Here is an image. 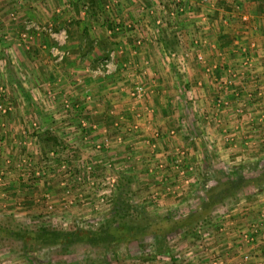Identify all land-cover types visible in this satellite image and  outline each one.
<instances>
[{
    "label": "crops",
    "instance_id": "0c3cea01",
    "mask_svg": "<svg viewBox=\"0 0 264 264\" xmlns=\"http://www.w3.org/2000/svg\"><path fill=\"white\" fill-rule=\"evenodd\" d=\"M179 1L190 12L178 14L181 19L177 28L181 36L171 42L172 35L166 28L146 26L144 21L163 12L159 8H167L164 3L167 0H0V36L8 35L5 40L0 38V105L6 108V112L0 114L2 143L7 140L5 145L16 146L28 140L29 130L34 128L48 129L56 142L64 143L61 140L63 134L69 141L76 137L71 132L68 134L69 127L83 126L74 160L91 162L104 158L111 161L119 178L131 179V191L138 189L141 195L147 194L143 199L150 197L159 203L158 208L154 204L157 209L168 207V210L179 208L185 200L179 195H173L177 199L163 198L170 193L167 186L178 182L174 187L181 188L191 181L188 177L193 179L189 174L194 173L188 171L196 170V163L192 161L204 155L205 146H219L221 156L230 155L234 160L245 161L242 144L250 147L258 143L255 139L259 134L264 136V106L247 100L251 94L258 101L259 91L263 89L260 80L264 70V0ZM12 12L16 17L20 16V20L10 22L8 14ZM121 16L132 25L128 30L118 32L116 25H120ZM203 17L212 24L211 27L202 20ZM28 18L55 29L64 28L67 32L65 48L69 56L57 66L52 65L44 54L39 58L38 51H31L35 56L24 53L17 35L21 19ZM139 38L143 41L142 49L134 54ZM192 38L200 42L197 48L203 53L206 65L219 71L215 70L209 77L202 73V67L195 60V50L189 52ZM47 40L43 36L38 39L40 43ZM167 41L171 42V49L167 48ZM114 48L121 52L119 63L127 67L119 69L110 78L94 77L92 70L106 52ZM182 52L189 53L184 56L185 60L182 57L184 67L178 65L179 60L171 58V53L182 55ZM246 58L251 60L250 67L240 68V62L236 63L239 72L234 70L233 83L225 85L226 78L220 76L225 75L223 71ZM20 61L25 66L31 65V71L17 69ZM177 67L180 73H176ZM50 68L53 70L45 79L43 72ZM216 71L221 79L217 83L213 80L217 77ZM132 83H142L147 88L149 93L144 103L129 98L127 93ZM47 97L60 106L38 103ZM79 107L81 113L75 117ZM95 126L97 130H93ZM195 131L198 134L191 136ZM155 132L160 136L157 141L152 140ZM41 135L33 137L36 143L45 142V139V143H50L46 138L48 135ZM224 142L229 146L231 142L233 144L226 153L222 152L226 146ZM7 151L2 154V161L6 158L12 161L14 150ZM20 152L16 160L21 155V158H35L30 156L32 151L22 149ZM178 152L189 162V166L183 167L186 172L183 176L172 167ZM1 170L4 172L2 189H6L8 198L0 201V205L10 206L7 215L15 209L26 213L27 210H44L45 192L50 194L47 197L53 204L59 203L62 206L59 209L66 212L69 204L60 203L62 198L55 194V190L61 192L59 185L52 184L51 187L48 183L38 182L40 179L26 178V173L15 168ZM16 195L21 197L15 201ZM188 196L186 202L190 200ZM14 202L19 206H14ZM219 232L212 234V250L225 253L226 233ZM193 251L196 258L193 257L194 261L189 264H203L208 254L203 253L202 258V252L191 250L192 255ZM237 253L235 246L226 255V264H242ZM166 254L158 258H166ZM186 254L187 251L182 257ZM76 258L72 263L56 264H93L91 261L95 259L90 256L88 262L89 258L81 262L80 256ZM251 258L248 264L263 259L256 253H252ZM95 264L114 263L107 260Z\"/></svg>",
    "mask_w": 264,
    "mask_h": 264
},
{
    "label": "rangeland",
    "instance_id": "374dc122",
    "mask_svg": "<svg viewBox=\"0 0 264 264\" xmlns=\"http://www.w3.org/2000/svg\"><path fill=\"white\" fill-rule=\"evenodd\" d=\"M113 3H115V2H113ZM164 3L167 5V8H165V12H160V14H157V15L153 14L150 17V19L146 18V20H148V21H146V20H144V21L146 23V26L148 24H150L154 28L155 27L161 28V29L166 28L167 32L170 35H172V37L170 36V39H169L172 42V40L174 41L176 38H178V35H179V37L181 36L178 33V31H180V30L177 28L179 20L181 19V16H179L178 14H176V15L173 14L174 16L169 15V12H170L169 9L173 6V4H175V6H180V4H182V2L179 0H167V2H164ZM159 9L162 10L161 6ZM121 17H120L121 21L119 22L120 25H116V30L118 32L122 31V29L128 30V29H130V27L132 25L131 21L127 22L128 20L126 18H124L125 16H121ZM19 18H20V16L16 17V14H14V12L8 14V19L11 20L10 22H12L14 20H20ZM128 19H129V17H128ZM24 20H33V19H29V18L28 19H21V21H20L21 29L19 30L17 36H18L20 46L25 50L24 53H26V54L29 53L32 56H35L34 52H31V51L32 50L38 51L37 54H39V56H40V57L38 56L39 58H41L42 54H44L45 58H47V60H49L52 65H56V66H57V63L62 62L63 60H65L69 56V52L65 48L66 42L68 39V35H67L66 31H65L66 41H65V44L62 46V48L66 51V54L62 60L56 61V64H55V63H53L55 59L52 58V56L49 54L48 50L50 49V47L56 45V41L52 37H50L47 33H44V32H41V33L38 32L36 34L30 33L29 34L31 36L30 40L22 39L20 37V35L23 32L22 22ZM139 20H141V19L139 18ZM158 20H159V25L157 26L156 22ZM33 21H36V20H33ZM38 24H41V23L38 22ZM43 26L51 27L55 32H58L60 30H65L64 28L55 29L52 25H47V23H45V25H43ZM56 35H58V34H56ZM40 36L47 38L48 39L47 42L46 43H43V42L40 43L38 41V39L41 38ZM1 37L5 40V37L8 38V35L7 34L1 35L0 38ZM57 37L59 38V36H57ZM142 38H139L138 40H136L135 48L133 47L134 48V50H133L134 54L136 52H138L140 49H142V47H141L143 45V41L141 40ZM137 41H141L142 45L140 46L139 44H137ZM176 41L177 40H175V42ZM35 44H36L37 48L32 47ZM191 45L192 46H191V49L189 50V52H191V51L194 52V50H195V52L202 54L203 60L201 62H198V64L202 67V70H203L202 73L208 77L210 75H213L214 71L218 70V68L215 69L216 67H213L212 71L210 73L206 74L204 71V67L207 66L206 65L207 61H206L203 53H201L197 47H194L192 42H191ZM111 51H114L116 54L115 60H117V62L119 64L117 67V70L115 72H113L112 74H107V75L99 74V75L94 76V77L110 78V76L117 73L119 71V69L124 70L127 67L126 64H120L119 63L118 60H119V55L121 54V52L118 49L114 48V49L108 50L106 52L105 56L108 55V53ZM188 54L189 53H186V52H182V55H180V53L179 54L171 53V58L174 60L175 59L179 60L178 65L180 66V64H181L182 67H184L182 57H183V60H185L184 56H186ZM167 56H169V55L167 54ZM195 60H196V58H195ZM242 62H243V60H238V62H235V64L232 65V67H234L235 69L230 67L226 71H223V72H226L225 75H220V76H223L226 78L224 81L229 79V74H231L232 72H235L237 70L238 67H235V66H238V65L236 63H239L240 65H242V66H240V68L244 67ZM29 67H31V65L28 64V66H25V64L23 62H21V65H17V69L21 68L22 71H25V69H26L28 72H30L31 69ZM51 67L53 68V66H51ZM52 68H50L49 70H47V69L44 70L43 73L45 74V79H47L49 72L51 70H53ZM218 71L215 72V75L217 76L216 81L213 79L215 83H217L221 80L219 78L220 76L218 77V74H219ZM223 72H220V73H223ZM237 72H239V71L237 70ZM13 73H14V71H13ZM176 73H180L178 71V67L176 69ZM213 78H215V77H213ZM260 81L263 83L264 80H260ZM29 83L31 84L30 81H29ZM135 84H137V83H135ZM132 85L134 86V83H132L131 86ZM142 85H144V84H142ZM33 88L35 89V86ZM129 89H131V87ZM2 90H3V88H2ZM148 93L149 92L146 88V94H145L144 98H142L140 100H136L135 98L131 97L130 92H128L127 94L132 101L134 100V102H139L140 104H142L145 102V99L147 98ZM37 100H38V98H37ZM37 100H35V102ZM50 100H51V98H48V97H47V99L41 98L40 100H38V103L41 106H43V104H44V106L45 105L48 106L50 104H51V106H56V107L60 106L59 104H54L55 100L52 102ZM260 100L261 99H258V101L251 100V104L254 102H257L260 104L261 103ZM1 107L5 108L3 106H1ZM79 109H81V108L79 107L77 109V111L75 113V117L78 115V113L79 114L81 113V111H78ZM0 114H1V112H0ZM89 124H92V123H89ZM97 129L98 128L96 126L93 127V130H97ZM67 130H68L67 131L68 134H69V132H71V134L76 136V137H73L71 139V141L67 140V136L63 134L62 136L64 138L61 140L64 143L46 144L45 142L40 141L41 143L39 142V144H38V143H36V139H34L33 137L37 138L41 134L42 135L43 134L48 135L46 138H49L50 136L53 137V136L49 133L50 131L48 129H42L41 130V129H35L34 128L32 130H29V135L27 136L28 140L25 139L24 142L22 141L20 144H17L16 145L17 148H16V146L5 145L7 140L4 143H2L3 142V138H2L3 135H1V134H3V133L0 130V143H2V144H0V153H1L0 154V168H4V167L15 168V170H18V172L22 171V172L26 173L27 174V176L25 175L26 178L27 177L33 178V179L37 178V179H40V181L38 180V182H41L42 184H43V182H45V183H48L50 186L52 184H54L53 186L59 185L61 192H59L58 190H55L56 197L59 199L62 198L60 203H62V201H64L65 203L69 204V206L67 208H65L67 210L64 213L63 209H61V210L59 209V208H62V206L59 205V203L53 204L50 201V199L48 198L49 204L52 207V209L50 211L47 209V207L45 205V199H43L44 200L43 201L44 210H39V209L38 210H36V209L30 210V211L27 210V213H26L24 210L15 209L14 211H11V210H10V212L8 211L9 216L6 213H7V210L10 209V206L7 207V205H6V207H1L2 206V204H1L0 205V219H6L7 217H9V218H12L17 223L24 224L28 227L48 226V227H52V228H59L62 230H69V229L73 228L74 226H77L78 224H82L83 222H87V221L99 223L105 217L108 216L109 211L111 210L110 199L114 195L120 181L122 179L126 178V176H122L121 180L119 181L118 173L115 172L116 171L115 166L109 160H108V162H110L112 164L113 169H111L107 172L104 165H103L105 163V161H103L104 158H99V159H97L95 161H91V162L90 161L83 162V161L74 160L73 156H75L76 155L75 152H77L79 150V147L77 145L80 142V135L83 133L84 129H83V126L80 127L79 125H76V126L72 125ZM76 133H78L79 135L77 136ZM185 133H187L188 135L190 134V132H188V131H185ZM194 133L196 135L198 134L196 131L191 132V136H193ZM154 134L155 135L152 137V140L157 141L160 137L159 133L155 132ZM259 135L262 136L263 138L261 139L259 136L257 139H255V141L258 142L255 145L248 147V144L247 145L242 144L241 147H242V149H244V151L242 149L241 150L243 152V155H245V156H243L245 158V161L240 160V159L234 160V158H232L230 155H227V156L222 155L221 156L220 154H218V152L221 153V150L219 151V149H220L219 146H215V147H212L211 145L205 146L203 149L204 155L202 157L200 155V157H201V158L199 157L200 159H193V161H192V162L196 163V165H195L196 170L193 169L192 171H188V173L189 172L194 173V175L189 174L190 176L193 177V179H191V177H188L191 181L187 185L182 186L181 188L174 187L178 184V182L171 183V184H169L170 186H167V187H170V193L167 194L166 196H164L163 198L173 197V195L174 196L175 195L181 196L183 198V200H185V202L179 208H172L171 210H168V207H167V209H157L159 207V203L154 201V199H152L150 197L143 199L142 197H146L147 194L144 193L141 195L138 192V189H136L135 191H132V193H131L130 198L132 199V202L143 206L144 208H146V211L150 215H153V216L154 215H167L169 213H176V212H181V210L190 209V207L196 205L197 198L201 195L203 189L210 188L213 185V182L215 181V179L219 178V175H220V174L218 175L219 171L220 172L226 171L229 174H232V172L235 171L234 169H237L241 165L249 164L251 162H254L257 158L259 159L261 157H264V136H263V134H259ZM74 138H76V139H74ZM67 141H69V143H67ZM26 142H28V143H26ZM24 143H26V144H24ZM224 144L226 145L227 143L224 142ZM231 145H233L232 142H231ZM230 146L226 145L223 148L222 152L226 153L227 151H229L228 147H230ZM22 149H24V150L27 149V152L32 151V155H30V156L35 157V158L33 160H31L29 157L21 158L22 155L21 156L19 155L20 156L19 160H16V157H18L17 154H20L21 153L20 150H22ZM7 150L9 151V153L14 150L12 161L9 158L4 159V161H2V159H1L2 154H4ZM34 150L36 151V153ZM97 150H100V148ZM57 152H59L61 154V156H63L62 159L50 160L48 157L49 154L50 153H57ZM99 153H101V152H99ZM22 159L25 160V163H22ZM176 161H179V162L177 163ZM188 163L189 162L185 161L184 155L182 153L178 152L174 161L172 162V167L173 166L175 168L180 167L181 164H183V167H184V165L189 166ZM89 166H91V169L86 170V168ZM29 171H30V173L28 174ZM37 172H38V175H37ZM106 172L108 173V175L113 176V177L117 176V178H118L117 179V185L115 184L113 191L110 190L111 193H109V191L104 192L105 187L103 186V184L105 183L104 182L105 178H103V177L105 176L104 174ZM176 172L179 175V169L178 170L176 169ZM220 177H222V176L220 175ZM189 179H188V181H189ZM192 180H194V183H192ZM118 181H119V183H118ZM3 182H4V179L2 178L1 183H0V201H4V200L7 201L8 193L5 192L6 189L5 190L2 189L4 186ZM53 186H51V187H53ZM171 188H173L174 190H171ZM190 190H191V192H190ZM3 193H5V194H3ZM101 194L103 195V200H104L103 202L100 201V198L102 196ZM44 195L50 196V194L47 192H45ZM187 195H189L188 197L190 198V200H188V202H186ZM20 197H21L20 195H18V196L16 195L15 201H16V199L19 200ZM57 198H56V200L59 202V199H57ZM173 198H176V197H173ZM77 199L79 200L78 202H77ZM238 199L239 200H237V203H234L233 201H226L221 207L223 210L221 212H219L220 214H218V209H217L219 207H217L216 208L217 210L215 209L212 213V216H213L212 220H213L214 224H217L219 221H220L219 224H221V222H224V226H227V228L232 222L235 224V225H233L234 226V232L229 231L228 229L224 228V234L226 233L225 238L227 239V244L225 245L226 247L225 246H223V247H225L224 248L225 252L228 254H230V252H232L234 250V247L237 246L235 244L238 241V236H239L238 232L240 230L244 229L245 226L247 225V223L256 220L258 213L264 209V190L261 191L260 193H257V195H255V197L253 199H251L250 201H246L244 199H241L240 197ZM13 204L16 207L19 206L16 202H14ZM154 204L156 205L157 208L154 206ZM11 206H13V205H11ZM63 206L65 207L64 204H63ZM71 206H73V207H71ZM221 208L219 210H221ZM228 218H229V220L227 221ZM212 230H213V225H212V228L207 229V231H206L207 233L206 232L201 233L197 237L194 235H191V234L190 235H183L182 231L179 230L174 234L168 235L166 237V239H164V240L161 239L158 241H153V240L146 241L145 243H143L144 247H142V248L137 246V244H134V243L131 244L130 246H128L127 249L122 245L116 246L115 251L120 256L118 260H115L114 258H112V254L109 252H107L108 254L105 255V254H102L104 252H100L99 250H91L90 248H88L86 246H77L75 249L69 250L65 254L59 253V250H57L58 248L41 250L40 252L37 253V257L35 256V259H36L35 261L41 262L42 264H56L58 262L59 263H67V262L72 263L75 260H77L76 256L78 255V256H80V260L82 262L84 259L87 258V255H89L88 256L89 258L91 256V257H94L98 260V259H100V258H98V256H100V254H102L103 258L106 256L105 259H107L109 262L114 263V264H118L119 262L121 264H170V260H167L165 262L164 258H161V257L158 258V256H161L168 251V256H170V257L175 256L178 258L179 257L182 258L183 253L185 254L186 251L188 252L191 250H198L199 253L202 252L201 256L203 255V253L205 255L208 254V256L205 257V259H204L205 262H203V264H208V262H209L208 257L210 256V254H213L215 252L212 250V234H214ZM151 245H153V246H151ZM21 246L22 245L20 243H16V242H5L4 244L0 245V264H35L34 258L32 256H29L30 254L25 253L23 251V249L21 248ZM228 246H230L231 250L228 249L229 248ZM153 251H154V253L152 255L151 252H153ZM238 251H240V249ZM260 255H261V258H263L262 255H264V253H262ZM224 256L225 257L223 259L228 258V256H226V255H224ZM151 257H153V258L151 259ZM197 258H199V257H197ZM202 258H204V255ZM193 261H194V258H193ZM261 262H262V264H264V258L262 259ZM177 263L179 264V262H177ZM177 263H172V264H177ZM198 264H200V263H198ZM224 264H226V261H224Z\"/></svg>",
    "mask_w": 264,
    "mask_h": 264
},
{
    "label": "trees",
    "instance_id": "16d2710c",
    "mask_svg": "<svg viewBox=\"0 0 264 264\" xmlns=\"http://www.w3.org/2000/svg\"><path fill=\"white\" fill-rule=\"evenodd\" d=\"M170 43L167 41L166 44L169 49L172 47ZM47 141L59 144L51 136ZM234 170L232 174L219 171L218 175L222 177L219 175L210 188L203 189L196 205L190 209L154 216L150 215L143 206L132 202L131 179L119 178L121 181L120 183L118 181L119 185L110 199L111 210L99 223L87 221L69 230H62L48 226L28 227L7 217L0 219V245L5 242L20 243L23 251L34 258L35 264H42L35 261V256L37 257V253L41 250L58 248L59 253L65 254L77 246L99 250L105 255L109 252L112 258L118 260L120 256L115 251L116 246L122 245L127 249L134 243L142 248L146 241L164 240L168 235L179 230L183 235L191 234L197 237L205 233L208 228H212V225V231L216 233L224 225V222L219 224L220 221L214 224L212 220V213L217 207L220 214L219 212L223 210L221 207L226 201L237 203L239 197L250 201L257 193L264 190V157ZM151 253L153 255L154 251ZM166 253L168 256V251ZM102 254H100L101 260L95 258L91 263L106 262V256L103 258ZM168 258L172 263L180 264L181 257L168 256ZM89 260L90 258L87 262Z\"/></svg>",
    "mask_w": 264,
    "mask_h": 264
},
{
    "label": "built area",
    "instance_id": "2783aa9c",
    "mask_svg": "<svg viewBox=\"0 0 264 264\" xmlns=\"http://www.w3.org/2000/svg\"><path fill=\"white\" fill-rule=\"evenodd\" d=\"M201 1L206 2L207 0H201ZM161 9L162 11L164 10L163 12H165V9L163 7H161ZM169 10H170L169 15H172V16L176 14L183 15L187 12H190V10L187 9V6L184 5L183 3L180 4V6H175V4H173V6ZM204 17L202 18V20L207 24L208 27H211L212 24H210ZM156 23L158 26L159 20ZM22 25H23L22 26L23 32L20 35L22 39L30 40L31 39V36L29 35L30 33H34V34L38 32L47 33L50 37H52L56 41V45L50 47V49L48 50L49 54L52 56V58L55 59V61H59L63 59V57L66 54V51L62 48V46L65 44V41H66V33L64 30L55 32L51 27H45L42 24H38V22L33 21V20H24L22 22ZM57 36H59V38ZM191 42L193 43L194 47L200 46V42L195 38H192ZM137 44L142 45L141 41H137ZM195 56H196L195 58L197 62H201L203 60L202 54L196 52ZM115 59H116L115 52L114 51L109 52L108 55H106L102 60H100V62L97 64L94 70H92L91 73L93 74V76H97L99 74L107 75V74H112L113 72H115L119 65L117 60ZM250 62L251 60L249 58H246L243 60L242 64L244 66V69L248 68V66L250 67ZM212 68H213L212 66H205L204 67L205 73L206 74L210 73L212 71ZM234 76L235 74L233 72L229 74V79L224 81V84L227 86L231 85L233 83ZM261 78H262L261 80H264V70L262 72ZM214 80L216 81V77L214 78ZM262 87L263 89L259 91L258 99H261L260 100L261 105L264 106V81L262 83ZM261 91L263 93H261ZM129 92H130L131 97L135 98L136 100H140L144 98L146 94V87L142 85L141 83H137V84H134V86H132L131 89H129ZM247 100L251 101V100H254V98L251 96V94H248ZM5 110L6 108H2L0 105V112L4 113L6 112ZM48 157L50 160H54V159L60 160L62 159L63 156H61V154L57 152V153H50ZM103 161H105L103 165L107 172L113 169L112 164L108 162V160L104 159ZM176 162L178 163L179 161H176ZM22 163H25L24 159H22ZM90 169H91V166L86 168V170H90ZM176 169L177 170L179 169V175L181 176L185 175L186 172H185V169L183 168V164H181L180 167H176ZM107 172L105 174L103 173L105 175V176L103 175L104 176L103 178L106 179V180L104 179L105 183L103 184V186L105 187L104 192L109 191V193H111V191H113L115 187V184L117 185L118 178L117 176L113 177V176L108 175ZM29 173L30 171L28 172V174ZM3 174L4 172L1 170L0 171V183L3 177ZM37 175H38V172H37ZM183 181L185 183H188L186 179H183ZM171 190H174V189L171 188ZM168 191H170V188L168 189ZM43 197L45 198V205L47 209L50 211L52 207L49 204L48 197L47 195H44ZM100 201L101 202L104 201L103 195L101 196ZM233 225H235L233 222L228 226V228L227 226L222 225L219 229L220 230L219 233L224 234V228L228 229L229 231L234 232ZM238 234H239L238 241L235 245H237L236 247L238 248V250L240 249V251H238V254H239L240 262H242V264H248L252 260L251 258L252 253H256L259 255L264 253V209L258 213L256 220L247 223L245 228L240 230ZM228 247L227 248L231 250L230 246ZM227 254L228 253L226 252L222 253V252L215 251L213 254H211L209 258V264H224L223 258L225 257L224 255H227ZM167 257L164 258L166 259L164 260L165 262L167 260H170V258H167ZM193 257L196 258L195 251H193V255L191 251H188L187 254L184 255V257L180 259V264H189L191 261H193ZM170 264H172L171 260H170ZM255 264H262V262L255 261Z\"/></svg>",
    "mask_w": 264,
    "mask_h": 264
}]
</instances>
